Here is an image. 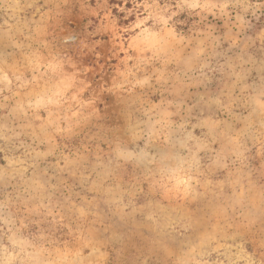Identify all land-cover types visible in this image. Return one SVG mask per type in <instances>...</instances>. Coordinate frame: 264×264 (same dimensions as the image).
<instances>
[{
	"label": "rangeland",
	"instance_id": "1",
	"mask_svg": "<svg viewBox=\"0 0 264 264\" xmlns=\"http://www.w3.org/2000/svg\"><path fill=\"white\" fill-rule=\"evenodd\" d=\"M126 1L0 0V264H264V0Z\"/></svg>",
	"mask_w": 264,
	"mask_h": 264
},
{
	"label": "trees",
	"instance_id": "2",
	"mask_svg": "<svg viewBox=\"0 0 264 264\" xmlns=\"http://www.w3.org/2000/svg\"><path fill=\"white\" fill-rule=\"evenodd\" d=\"M136 2H138V1H136V0H127V1L125 2V4H124V7H126L127 10H128V9H131V8H134V7H133V4H136ZM162 3H164V2H162ZM118 5H119V4H118ZM120 5H122V4H120ZM114 12H115V14H118V12H117L116 9L114 10Z\"/></svg>",
	"mask_w": 264,
	"mask_h": 264
}]
</instances>
